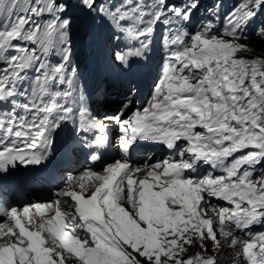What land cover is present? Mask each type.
<instances>
[{
  "label": "snow or ice",
  "instance_id": "snow-or-ice-1",
  "mask_svg": "<svg viewBox=\"0 0 264 264\" xmlns=\"http://www.w3.org/2000/svg\"><path fill=\"white\" fill-rule=\"evenodd\" d=\"M78 5L86 16H93L95 13V17L107 23L113 33L111 40L117 45L111 51L112 63L125 70H130L132 62L142 55V48L150 43L146 37L154 36L158 25L163 26L160 43L162 48L168 49L169 63L167 67H162L153 85L152 99L157 102L164 100L163 104H159V108L167 113L168 108L165 104L171 105V101L165 99L167 93L163 91L162 81L174 76L176 72H186V66L177 63L175 54L185 48L188 39L191 38L187 33L175 28L171 18L175 17L180 24L189 21L198 6L195 0L187 6L170 3L169 0H119L115 4H105L101 0H78ZM68 7L66 0H0V40L11 34L14 37L12 44H19L18 50L15 47H8L4 59L0 60V84H6L5 92L12 89L13 93L0 98V198L4 200L13 193L16 181L10 170L17 164L28 167L46 161L51 155L54 135H58L65 124L72 126L73 142L89 151V162H95L100 158L102 152L98 151L99 148L110 147L112 144L109 126L94 115L90 106L79 104L73 107L67 102L72 92L69 75L74 79L77 71L75 66L67 67L71 59V40L69 38L66 44L63 42L64 37H70V33L66 31L72 23L66 16ZM239 9H243V19L237 16ZM262 15L264 0H244L224 16L223 32L230 33L233 40H245L248 38L246 31L249 25ZM212 26V21H208L203 30L210 32ZM255 33L264 37V22L260 23ZM196 35L199 34H192L193 37ZM21 40L23 43H20ZM0 51L4 49L0 48ZM238 51L248 49L240 44ZM53 57H58V62H55ZM257 61L259 65L253 68L250 78L247 71L240 72L235 69L219 71L213 69L215 78L212 74L205 76L201 85L207 84V91L211 92L214 98H219L224 107L214 116L209 114L208 122L201 123L197 128V131H203L205 128L212 130L213 125L231 128V121H235L238 134L242 133L246 138L242 145L228 152V155L239 153V156L235 157L236 163L232 168H221L220 171L227 172L229 177L239 178L242 184L258 186L255 196L261 204H256L246 194L233 191L220 182L216 187L209 185L210 198L223 199L240 211L233 213L237 217L236 220L226 226L223 220L230 209L223 208L221 213H218L216 226L207 221L205 223L209 227L198 232L201 241L210 239L216 247L220 243L217 230L220 231L228 240L229 247L234 250L238 247L241 249L239 258L246 264H264V232L258 235L248 233L250 242L235 235L237 230L245 231L253 225H264V59H255L250 62V66L257 65ZM9 63L20 69L17 80L11 78L5 80L8 76L5 69L12 71L8 68ZM197 63L199 66V62ZM239 63L243 64V61L240 60ZM42 80L47 81L45 89L40 88ZM24 81H28V84L20 86L24 85ZM222 89H227L230 95L224 97ZM80 91L83 94L82 85ZM196 91L198 94L204 93V88L198 87ZM202 103H207V100H203ZM128 112L129 107L123 105L117 113L105 117L114 120L118 125L119 136L115 141L119 142L117 147L125 154L130 153L138 139H156L152 135L155 125L146 122L149 119L147 108L131 112L130 115ZM151 119H156V116L153 115ZM249 137L251 142L248 140ZM233 142L235 143L234 139ZM168 146L172 147L171 142ZM236 164H239V168H236ZM211 167L214 168L216 165L212 164ZM235 196H240L241 202L234 201ZM199 200L200 204L196 206V211L202 210L204 214L207 213L212 207L211 203L209 202V207L201 209L204 197L200 196ZM178 208L180 205L173 200L172 209ZM9 212L19 210L5 208L3 214L8 215ZM228 219L231 220L232 217L229 216ZM3 223L4 221H0V224ZM171 235L169 229L160 238L161 247L165 253H169L160 264H167L168 260H173L175 264H216L214 259L204 260L199 255L188 260L179 259L180 253L186 249L179 243L181 234H178L176 247L179 251L169 252L166 245L171 244L168 239ZM12 236V244L19 246L23 242L16 232H13ZM182 238L187 245H191L190 237L183 234ZM92 243L95 244L97 241L93 240ZM107 246L122 253L129 261H135L136 256H143L148 264H158L156 260L158 253L152 251L145 255L144 245L134 248L132 244H128L127 248H123L119 241L109 238ZM88 254L102 256L100 248L96 247L89 249ZM55 259L63 260L64 257L58 254ZM76 259L79 260V264H83V259ZM102 264L110 262L104 260Z\"/></svg>",
  "mask_w": 264,
  "mask_h": 264
},
{
  "label": "trees",
  "instance_id": "trees-1",
  "mask_svg": "<svg viewBox=\"0 0 264 264\" xmlns=\"http://www.w3.org/2000/svg\"><path fill=\"white\" fill-rule=\"evenodd\" d=\"M242 44L246 46L248 51H239L240 58H245L250 61L264 59V37L256 36L246 42H242ZM258 65L259 61H257V65H254V68Z\"/></svg>",
  "mask_w": 264,
  "mask_h": 264
},
{
  "label": "bare ground",
  "instance_id": "bare-ground-1",
  "mask_svg": "<svg viewBox=\"0 0 264 264\" xmlns=\"http://www.w3.org/2000/svg\"><path fill=\"white\" fill-rule=\"evenodd\" d=\"M195 41L199 42L202 45H207L210 43V41L208 39H196ZM213 65H216V63H213ZM208 67V66H207ZM248 77L250 78L251 75H248Z\"/></svg>",
  "mask_w": 264,
  "mask_h": 264
},
{
  "label": "rangeland",
  "instance_id": "rangeland-1",
  "mask_svg": "<svg viewBox=\"0 0 264 264\" xmlns=\"http://www.w3.org/2000/svg\"><path fill=\"white\" fill-rule=\"evenodd\" d=\"M247 73H248V75H251L250 72H247ZM181 259L188 260V259H192V258H190L188 255H183V258H181Z\"/></svg>",
  "mask_w": 264,
  "mask_h": 264
}]
</instances>
